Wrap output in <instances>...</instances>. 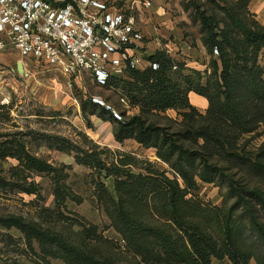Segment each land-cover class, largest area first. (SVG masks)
Returning <instances> with one entry per match:
<instances>
[{
	"label": "rangeland",
	"instance_id": "1",
	"mask_svg": "<svg viewBox=\"0 0 264 264\" xmlns=\"http://www.w3.org/2000/svg\"><path fill=\"white\" fill-rule=\"evenodd\" d=\"M197 1L215 17L220 29L231 34L233 41L224 44V51L237 76L235 96L242 105L240 117L251 118L256 111L250 109L252 98L243 81L245 70H240L245 65L242 60L245 35L222 7L229 8L248 28L257 30L264 25V0ZM173 2L181 7L177 15L185 14L188 18L190 28L188 32L184 31L183 38L192 47L191 52L181 54L180 41L171 37L174 52H177L175 59L177 63L186 61L192 67H178L173 69L172 75L177 83H184V77L188 76L204 89L205 106L190 98V93L191 108L132 106L117 81L98 85L88 73L70 76L56 65L22 59L12 48L0 53V155L11 147L16 153V147L22 144L25 150L45 160L49 168L44 172L20 169L15 176L11 168L18 164L16 157H0V264H37L38 261L41 263V256L52 264H70L62 258L66 248L112 264H179L165 252L158 254L160 242L150 245L143 253L127 247L111 225L105 206L96 194L97 182H102L109 194L118 199L116 178L104 177L76 160L78 147L88 148L96 143L110 150V160L115 153L130 154L141 160L145 167L146 162H151L155 168L173 173L176 156L166 161L158 155L156 147H146L133 137L122 139L120 120L114 111L124 114L123 119L140 113L148 123L164 127L175 144L184 149L203 151L210 162L225 167L227 173L249 188H264V168L255 164V156L264 147V123H257L249 132L236 128L227 111L224 87L212 65L214 59L219 61L218 54L208 43L204 45L207 38L189 0ZM128 9L125 6L124 10ZM148 42L146 38L145 58L150 52L160 50L157 45L151 50L145 48ZM19 60L27 65H24V73L17 69ZM259 64L264 66V47L259 53ZM94 97L105 104L95 103ZM109 107L112 110H108ZM60 138L72 143L68 150L57 146L61 143ZM170 145L168 142L164 150ZM194 166L197 174L192 194L211 205L233 206L235 197L230 195L227 179L216 176L212 182L203 181L198 176L201 167L198 160ZM179 180L182 182L180 177ZM63 181L71 190L63 186ZM31 183L38 186L37 193L24 190L23 187H30ZM58 188L60 191L56 192ZM62 198H66L63 203L60 202ZM124 204V210L135 223L153 226L166 233L175 228L155 213L151 201H125ZM257 214L264 222V210L258 208ZM237 215L242 216L241 210ZM201 223L203 229L220 241L222 235L217 223ZM239 241L255 253L251 264L263 261L264 246L259 233L247 226ZM211 264L233 263L226 256L212 257Z\"/></svg>",
	"mask_w": 264,
	"mask_h": 264
},
{
	"label": "trees",
	"instance_id": "2",
	"mask_svg": "<svg viewBox=\"0 0 264 264\" xmlns=\"http://www.w3.org/2000/svg\"><path fill=\"white\" fill-rule=\"evenodd\" d=\"M200 26L205 33L208 45L217 50L219 61H212L213 69L218 75L226 96V107L232 116L236 128L242 132H249L256 128L257 123H264V66L259 64V53L264 47V25L254 30L248 28L229 8L223 6L227 17L234 22L245 35L244 83L248 85L252 98L251 108L255 109V116L241 118L242 105L236 100L235 87L237 76L232 67L231 60L224 51V44L233 41L231 34L225 29H220L215 17L207 12L197 0H189ZM150 62L144 69L129 68L122 75H112L111 80L117 81L123 88L129 103L157 109H167L172 106L191 108L189 93L195 92L206 95L204 89L194 83L188 76L184 83H177L172 75L173 69H189L186 61L176 62L175 57L163 50H158L146 57ZM249 62L251 63L249 65ZM157 64V68L153 67ZM195 71V70H194ZM200 73L199 70L195 71ZM96 103V102H95ZM98 104V103H97ZM108 110H112L111 107ZM119 114V113H118ZM120 115V136L133 137L146 147H156L157 153L166 161H171L176 156V169L172 174L155 168L151 162H143L130 154H114L110 160V150L101 148L93 143L88 148L78 147L76 160L78 163L90 167L104 174V177L116 178L118 199L112 197L105 184L97 182L96 194L104 204L105 211L110 218L111 225L122 236L128 248L143 253L149 246L160 242L158 254L165 252L175 263L179 264H211L212 257H228L233 264H251L255 256L251 250L240 243V235L244 228L249 226L262 239L264 246V222L257 214L258 208L264 210V188L255 186L249 188L226 172V168L209 161L203 151L184 149L175 144L165 128L148 123L140 114L136 113L127 119ZM59 148L68 150L72 143L68 139L60 138ZM169 142L170 147L164 150ZM71 148V147H70ZM5 150L0 157H16L18 164L11 168L12 174L18 176V170H35L37 172L49 171L45 160L25 150L22 144ZM255 164L264 168V147L255 156ZM198 160L201 180L212 182L216 176L227 179L230 195L235 197L234 205L216 206L205 203L199 196L192 194L195 187L194 176L195 161ZM135 169V170H134ZM181 178L182 182L179 180ZM9 184V183H8ZM63 186L69 190L63 181ZM28 193H37L38 186L31 183L30 187H23ZM59 188L56 192H59ZM72 191L70 193V196ZM66 198L60 200L61 203ZM125 201H151L155 213L171 222L170 233L165 230H156L153 226L134 222L125 208ZM241 210L242 216H238ZM201 221L215 222L220 228L222 237L220 241L214 239L207 229H203ZM246 225V226H245ZM178 238V239H177ZM11 239V238H10ZM179 242V243H178ZM264 256V253H263ZM41 263L52 264L46 257H40ZM62 258L70 264H112L104 259L66 248ZM260 264H264L260 261Z\"/></svg>",
	"mask_w": 264,
	"mask_h": 264
},
{
	"label": "built area",
	"instance_id": "3",
	"mask_svg": "<svg viewBox=\"0 0 264 264\" xmlns=\"http://www.w3.org/2000/svg\"><path fill=\"white\" fill-rule=\"evenodd\" d=\"M141 1L146 8L152 5ZM134 3L124 10L112 0H0V52L12 48L22 59L56 65L70 76L85 72L105 85L145 60L146 34L137 26ZM174 47L172 41L160 44L172 57ZM93 101L105 104L98 97Z\"/></svg>",
	"mask_w": 264,
	"mask_h": 264
},
{
	"label": "crops",
	"instance_id": "4",
	"mask_svg": "<svg viewBox=\"0 0 264 264\" xmlns=\"http://www.w3.org/2000/svg\"><path fill=\"white\" fill-rule=\"evenodd\" d=\"M112 1L115 2L116 6L120 9H125V6H133V2L135 1L134 4L136 5L138 14L137 26L144 31L147 40H149L145 48L151 50L152 48H155L156 45L160 48L161 43L172 41L171 37H173V39L180 41V44L182 45L181 54L186 51H192V47L189 45L190 42H187L183 38L184 31L188 32L190 28L188 25V18L185 14L177 15V12L181 10V7L175 4L173 0H152V5L148 8L143 6L141 0ZM143 52H146V50ZM143 63L142 69L149 65V61L146 58ZM186 65L192 67L191 64L186 63ZM190 98L202 106H205L206 104V99L202 95L190 92Z\"/></svg>",
	"mask_w": 264,
	"mask_h": 264
},
{
	"label": "water",
	"instance_id": "5",
	"mask_svg": "<svg viewBox=\"0 0 264 264\" xmlns=\"http://www.w3.org/2000/svg\"><path fill=\"white\" fill-rule=\"evenodd\" d=\"M17 69L20 73H24V64L21 60H19L17 63Z\"/></svg>",
	"mask_w": 264,
	"mask_h": 264
}]
</instances>
